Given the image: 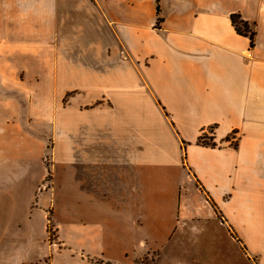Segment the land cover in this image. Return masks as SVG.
<instances>
[{
  "label": "crops",
  "instance_id": "obj_1",
  "mask_svg": "<svg viewBox=\"0 0 264 264\" xmlns=\"http://www.w3.org/2000/svg\"><path fill=\"white\" fill-rule=\"evenodd\" d=\"M261 263L264 0H0V264Z\"/></svg>",
  "mask_w": 264,
  "mask_h": 264
},
{
  "label": "trees",
  "instance_id": "obj_2",
  "mask_svg": "<svg viewBox=\"0 0 264 264\" xmlns=\"http://www.w3.org/2000/svg\"><path fill=\"white\" fill-rule=\"evenodd\" d=\"M163 17H159V24L163 21ZM232 21L233 24L235 25L236 29L241 33L246 36H250L251 39H254L255 36V30L253 29L252 25L246 21L245 19L242 18V15L240 13H234L232 14ZM200 141H202V136L200 137ZM204 142V141H203ZM205 144L210 145L208 142H204ZM216 145L215 142L211 144V146ZM53 228H51L52 231Z\"/></svg>",
  "mask_w": 264,
  "mask_h": 264
},
{
  "label": "rangeland",
  "instance_id": "obj_3",
  "mask_svg": "<svg viewBox=\"0 0 264 264\" xmlns=\"http://www.w3.org/2000/svg\"><path fill=\"white\" fill-rule=\"evenodd\" d=\"M153 96H155V95H153ZM159 102H160L161 106L163 107L164 103L162 101H159ZM209 128L201 134V136H202L201 144L204 145V146H209L208 144L204 143V142H208L210 144V146H211V144L213 142H216L215 146L217 147L219 144L215 140L214 129H213V127H209ZM228 140L230 141V144H231L232 147H236V144H237V136L236 135H231L230 138H228ZM218 147H222V145H220ZM146 253H148L147 256H155L156 255L155 251L153 253L149 247L146 248Z\"/></svg>",
  "mask_w": 264,
  "mask_h": 264
},
{
  "label": "built area",
  "instance_id": "obj_4",
  "mask_svg": "<svg viewBox=\"0 0 264 264\" xmlns=\"http://www.w3.org/2000/svg\"><path fill=\"white\" fill-rule=\"evenodd\" d=\"M261 264H264V263H261Z\"/></svg>",
  "mask_w": 264,
  "mask_h": 264
}]
</instances>
